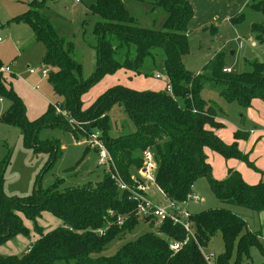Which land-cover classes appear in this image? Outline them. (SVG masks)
Wrapping results in <instances>:
<instances>
[{
	"label": "trees",
	"instance_id": "obj_1",
	"mask_svg": "<svg viewBox=\"0 0 264 264\" xmlns=\"http://www.w3.org/2000/svg\"><path fill=\"white\" fill-rule=\"evenodd\" d=\"M163 10L167 18L161 29L144 27L132 16L126 0H97L90 12L101 18L94 28L97 43L96 69L84 79L82 66L74 58L75 44L58 34L44 15L47 0L30 3V9L12 22L29 25L35 41L44 45V65L51 69L49 83L54 92L63 98L61 105L51 106L38 121L30 122L22 100L7 89L4 78L0 79V96L11 101V107L0 121L20 127L25 145L33 149L37 134L44 126L63 127L78 139L87 138L95 130L102 134L104 144L111 154L115 168L96 185L62 189L64 180L47 190H36L26 199H9L0 191V246L17 236H30L25 219L35 222L36 240L22 256H0V264H208L204 250L212 238L221 235L225 252L215 264H240L243 257L250 258L256 248L264 260V241L259 232H250L246 221L227 208L210 209L192 214L191 221L195 240H191L179 253L169 248V241L182 242L185 230L170 221L159 225V234L149 232L137 240L125 244L115 255H101L106 248L139 224L136 204L127 192H121L112 176H118L125 184L136 187L138 173L144 166V153L150 151L157 164L155 183L164 196L175 203H183L200 179H206L221 204L264 211V181L248 184L242 175L230 170L224 180H216L208 163L205 149L221 155L226 160L244 162L250 169L262 174L240 152L239 142L248 134L237 132L231 145L225 144L216 134L224 128L217 121L221 110L217 104L202 97L206 82L221 87V96L228 102H238L249 109L255 99L264 102V63H251V71L239 75L224 72V54L207 63L202 73L188 71L184 58L190 53L187 32L194 10L188 0H132ZM248 8L264 17V0H251ZM239 16L233 20L238 24ZM252 32L264 43V25L254 24ZM164 54V71L172 86V93L136 91L124 86L108 89L89 108H83L82 98L106 76L124 70L141 75L148 59L156 57L155 51ZM0 60V68L2 67ZM59 107L67 116L58 115ZM123 108L135 126V132L125 136L109 135L110 114ZM73 120L75 130L67 128ZM77 136V137H76ZM54 159L60 148L53 145ZM86 149L81 164L89 154ZM54 163L50 162L49 165ZM48 165V166H49ZM47 166V167H48ZM113 173V174H112ZM48 212L63 222L59 227L44 234L36 222ZM119 217H127L118 224ZM233 254H236L234 261Z\"/></svg>",
	"mask_w": 264,
	"mask_h": 264
},
{
	"label": "rangeland",
	"instance_id": "obj_2",
	"mask_svg": "<svg viewBox=\"0 0 264 264\" xmlns=\"http://www.w3.org/2000/svg\"><path fill=\"white\" fill-rule=\"evenodd\" d=\"M34 1L41 2L42 0H18V7H23L24 4L27 5ZM96 1L47 0L46 8L43 11V15L50 20L58 34L75 44L74 58L82 66L84 79L89 78L96 69L94 47L97 39L94 35V28L102 20L97 15H93L89 9ZM11 2L12 0H0V60L4 67H11L13 72L4 77L7 89H12L22 100L28 120L35 122L40 120L51 106L61 105L63 98L54 92L49 83L51 69L44 65L46 50L43 44L33 39L31 27L29 25H18L20 23L16 22L4 21V14H6L4 11ZM126 7L129 13L138 19L142 26L147 28L159 30L167 18L165 11L156 10L154 12L153 7L136 3L132 0H126ZM242 16L243 20L238 25L232 26L229 24L225 27L223 33L217 37L216 42H213L214 44L212 43L213 39L203 40L202 37L192 36L190 38V53L184 58L186 69L194 74L202 73V67L210 61L214 53H216L215 51H220L224 54L225 68H230L233 75L251 71V63H264V43L258 42L256 35L252 32L254 24L264 25V17L249 8L244 10ZM208 36H210V33ZM155 54L154 60L148 59L146 61L140 76L134 75L132 72L122 71L113 80L107 77L108 79L100 81L83 96V108H89L108 89L115 86H124L136 91H151L154 84L161 83L166 88L167 82L164 79L166 74L163 66L164 54L161 50L155 51ZM46 72L47 75L45 76ZM157 75H161L163 79L158 80L156 78ZM202 97L207 101L215 102L221 112L224 111L226 113L228 124L225 128L227 130H231L230 124L239 125L241 116H245V112L248 110L243 109L236 101L228 103L221 96V87L213 82H206ZM1 99L0 117L12 105L7 97L0 96ZM56 113L60 115L63 112L58 107ZM62 115L67 116L66 113ZM69 122L67 128L75 130L77 127H73V120ZM110 125L111 131L109 135L112 137L125 136L136 130L132 120L125 110L120 107L111 112ZM251 129L264 130V126H257ZM247 131L250 132L249 129ZM36 139L40 147L34 146V148L36 147L35 149L27 147L25 145V136L20 127L0 121V191L6 198L26 200L33 195L37 186L41 190H47L60 180H64L62 189L96 185L102 181L107 173L98 166L96 151L89 147L83 138L78 137L76 139L71 132L63 127L44 126L39 130ZM53 145H57L60 148L59 156L56 159H54ZM88 148H90V152L85 157L86 160L79 164ZM250 148L251 150L246 154L241 148L239 149L241 153L249 157L250 162L257 169L264 173V170L259 167V165L264 166V134L255 140ZM254 155L260 156V160L253 158ZM255 160L258 162H255ZM86 161L90 162V170L82 173L80 168ZM50 162L54 164L49 165ZM245 166L248 167L246 164ZM251 170L258 178L256 183L261 180L264 181L261 173ZM212 174L214 179L218 180L214 173ZM38 180L39 183L37 185L36 182ZM149 190L151 197L158 201L156 202L157 204L168 205L165 196L154 184L148 185ZM196 190L201 197V202L189 203L188 210L193 214L217 208H227L238 212L243 211V215L246 217L244 220L247 223V229L248 227L251 229H248V231L253 232L255 229L264 231V222H260L259 213L219 203L206 179H200L196 182ZM20 217L26 228L30 230V236H17L0 246V252L2 253L0 256H22L39 239L38 234L34 232L35 222L25 219L22 214H20ZM61 223V220L48 212L43 213L36 222L42 228L44 234L59 228ZM158 225L155 222L146 223L141 221L132 232L126 233L112 242L101 255L113 256L125 244L137 240L146 233L159 234ZM224 252L225 244L220 234L212 238L210 244L204 250V254L211 257L213 261L216 258L218 259ZM232 259L236 260V254H233ZM58 264L75 263L58 262ZM240 264H264V260L259 251L253 248L250 252V258L243 257Z\"/></svg>",
	"mask_w": 264,
	"mask_h": 264
},
{
	"label": "crops",
	"instance_id": "obj_3",
	"mask_svg": "<svg viewBox=\"0 0 264 264\" xmlns=\"http://www.w3.org/2000/svg\"><path fill=\"white\" fill-rule=\"evenodd\" d=\"M188 1L190 2L194 10V16L187 26L189 42H191L190 38L192 36H197V37H202L203 40L213 39L212 41L213 43V42H216L217 37H219V35L223 33V29L227 27L229 24L232 26H236L239 24V23L234 24L233 20L243 14L244 10L248 8V5L250 4L251 0H188ZM29 5L30 3H28L27 5L24 4L23 7H18V0H12V2L6 6V10L4 11L6 12V14H4L3 12L4 21L12 22V20L17 18L18 16H22L23 14L27 13L28 10L30 9ZM18 25L28 26L22 23ZM209 33H210V36H208ZM33 39H34V33H33ZM215 52L216 53H214L210 61L215 59L217 55L223 54L220 51H215ZM204 67L205 65L202 67L201 72L203 71ZM122 71L124 70H121L112 76H106L104 79L109 78L113 80L114 77L122 73ZM197 74H200V73H197ZM126 76L128 75L126 74ZM165 90H166L165 86L163 87L161 83L154 84L151 88V91H154V92H165ZM222 112L220 113V115L222 116H219L217 121L223 124L224 128L216 131V134L226 144H231L235 141L234 135L237 132H243V133L248 134V139L243 140L244 142L243 141L239 142V148H241L244 154L248 153L251 150L250 148L251 144L258 138H260L262 134H264V130L251 129V128H256L257 126H261V127L264 126V102L258 99L253 100L251 107L248 110H246L245 116H241L240 124L237 126L230 124L232 131L230 129L227 130V128H225L228 124V119H227L228 117L227 115H225L226 114L225 112L224 113ZM247 129H249L250 132L247 131ZM247 141H250V142H247ZM205 152L208 157V163L212 167V173H214V176L218 180L226 179L229 171L234 170V171L239 172L242 175L246 183L251 184V185L257 184L256 183L258 180L257 176L252 173L251 169L245 166L244 162H241L236 159L226 160L221 155L213 152L210 149H205ZM253 158L255 159L257 158L256 160L259 161L261 157L258 155H254ZM256 160L255 162H258ZM259 167L262 170H264L263 165H259ZM146 185L148 187L149 183H147ZM155 186L161 192L158 186L157 185ZM193 192L200 197L199 193L196 190V184L193 187ZM147 195L152 201H154L155 204H157L156 202L158 201L154 200L151 197L150 190L147 191ZM165 199H166V202L169 203V200L166 197ZM157 205L162 206L161 204H157ZM185 207L189 208V204H187ZM232 211L236 213L237 215H239L240 217L242 216L243 219H246V217H244L243 215L244 214L243 211H240L242 212V214H240V212L238 211H234V210ZM190 213L193 214L192 212ZM259 215H260L259 216L260 222H264V211L259 213ZM62 226H63V222L61 223L60 227ZM248 229L251 230L249 227ZM255 230H253V232H256V233L259 232L261 234V240L264 241V231L259 230V229H255ZM1 254L2 253L0 252V255Z\"/></svg>",
	"mask_w": 264,
	"mask_h": 264
},
{
	"label": "built area",
	"instance_id": "obj_4",
	"mask_svg": "<svg viewBox=\"0 0 264 264\" xmlns=\"http://www.w3.org/2000/svg\"><path fill=\"white\" fill-rule=\"evenodd\" d=\"M79 2V0H77ZM224 72L231 73V69H224ZM11 67L0 68V79L4 78L5 75L12 74ZM47 72L45 73V76ZM158 80H162L161 75H157ZM167 82L166 90L169 93H172L171 82L168 77H164ZM2 101V99L0 100ZM89 147L94 149L97 153V164L99 167L107 170L108 172L112 171V168H115L114 161L107 150L104 141L102 139V134L99 131H94L87 138L83 139ZM157 172V164L154 158V155L147 151L144 153V166L138 173V182L136 187H130L128 184H125L122 180L119 179L115 174L112 176L113 180L116 181L121 192H127L130 195V200L136 204V217L140 221H145L146 223H157L162 224L165 221H170L174 225L181 226L186 233V238L182 242L178 241H169V248L174 253H179L191 240L196 241L195 231L193 227V222L191 221L192 214L185 207L190 202L199 203L201 198L195 194L192 190L191 194L188 195L187 199L183 203L170 202L167 206H159L152 201L148 195L147 183L155 184V177ZM113 174V173H112ZM127 217H119L118 224L122 225L126 221ZM158 225V226H159ZM204 253V252H203ZM205 255V259L208 264H215L211 257Z\"/></svg>",
	"mask_w": 264,
	"mask_h": 264
},
{
	"label": "water",
	"instance_id": "obj_5",
	"mask_svg": "<svg viewBox=\"0 0 264 264\" xmlns=\"http://www.w3.org/2000/svg\"><path fill=\"white\" fill-rule=\"evenodd\" d=\"M90 170V162L89 161H86L80 168V171L82 173H86Z\"/></svg>",
	"mask_w": 264,
	"mask_h": 264
}]
</instances>
